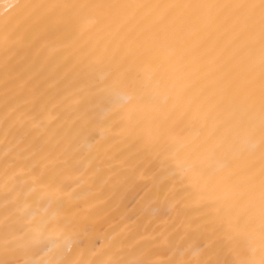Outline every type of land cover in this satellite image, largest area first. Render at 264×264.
I'll return each instance as SVG.
<instances>
[{"label":"bare ground","instance_id":"6f19581e","mask_svg":"<svg viewBox=\"0 0 264 264\" xmlns=\"http://www.w3.org/2000/svg\"><path fill=\"white\" fill-rule=\"evenodd\" d=\"M264 0H0V264H264Z\"/></svg>","mask_w":264,"mask_h":264},{"label":"snow or ice","instance_id":"6c2138e0","mask_svg":"<svg viewBox=\"0 0 264 264\" xmlns=\"http://www.w3.org/2000/svg\"><path fill=\"white\" fill-rule=\"evenodd\" d=\"M262 7H264V5H262Z\"/></svg>","mask_w":264,"mask_h":264}]
</instances>
